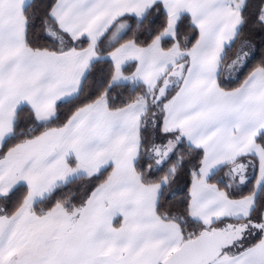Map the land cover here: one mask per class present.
Listing matches in <instances>:
<instances>
[{
    "label": "snow or ice",
    "instance_id": "obj_1",
    "mask_svg": "<svg viewBox=\"0 0 264 264\" xmlns=\"http://www.w3.org/2000/svg\"><path fill=\"white\" fill-rule=\"evenodd\" d=\"M253 32L264 0H0V264H264Z\"/></svg>",
    "mask_w": 264,
    "mask_h": 264
},
{
    "label": "trees",
    "instance_id": "obj_2",
    "mask_svg": "<svg viewBox=\"0 0 264 264\" xmlns=\"http://www.w3.org/2000/svg\"><path fill=\"white\" fill-rule=\"evenodd\" d=\"M240 39H250L253 41L255 47L252 51L254 58L251 59L248 67L245 69L244 73L240 75L239 80H235L232 82L227 83L225 86L227 87H236L239 83L244 79L247 75V72L250 71L253 67L260 63L261 60H264V35H257L256 33H246L245 36L241 37ZM240 39L237 40L236 44L233 46V50L229 51L228 57L231 58L234 55L235 48L239 46ZM227 62V61H226ZM66 110V109H65ZM186 192V190H185ZM180 199L179 196L176 197L177 202Z\"/></svg>",
    "mask_w": 264,
    "mask_h": 264
},
{
    "label": "rangeland",
    "instance_id": "obj_3",
    "mask_svg": "<svg viewBox=\"0 0 264 264\" xmlns=\"http://www.w3.org/2000/svg\"><path fill=\"white\" fill-rule=\"evenodd\" d=\"M249 41H251V44L253 45V41L252 40H249ZM254 48H251L250 50L252 51Z\"/></svg>",
    "mask_w": 264,
    "mask_h": 264
},
{
    "label": "crops",
    "instance_id": "obj_4",
    "mask_svg": "<svg viewBox=\"0 0 264 264\" xmlns=\"http://www.w3.org/2000/svg\"><path fill=\"white\" fill-rule=\"evenodd\" d=\"M248 40H250V39H248ZM253 45H254V43H253ZM254 46H255V45H254ZM253 50H254V49H253ZM253 50H252V51H253Z\"/></svg>",
    "mask_w": 264,
    "mask_h": 264
}]
</instances>
